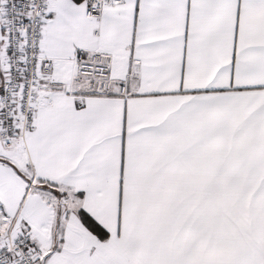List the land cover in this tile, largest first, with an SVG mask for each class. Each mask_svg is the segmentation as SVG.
<instances>
[{"label":"snow or ice","instance_id":"snow-or-ice-1","mask_svg":"<svg viewBox=\"0 0 264 264\" xmlns=\"http://www.w3.org/2000/svg\"><path fill=\"white\" fill-rule=\"evenodd\" d=\"M0 264H264V0H0Z\"/></svg>","mask_w":264,"mask_h":264}]
</instances>
